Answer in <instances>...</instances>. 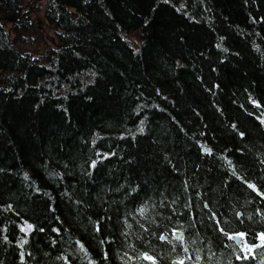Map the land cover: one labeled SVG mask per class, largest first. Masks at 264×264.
I'll list each match as a JSON object with an SVG mask.
<instances>
[{
  "label": "trees",
  "instance_id": "16d2710c",
  "mask_svg": "<svg viewBox=\"0 0 264 264\" xmlns=\"http://www.w3.org/2000/svg\"><path fill=\"white\" fill-rule=\"evenodd\" d=\"M34 1L0 0V264H264V0Z\"/></svg>",
  "mask_w": 264,
  "mask_h": 264
},
{
  "label": "snow or ice",
  "instance_id": "6c2138e0",
  "mask_svg": "<svg viewBox=\"0 0 264 264\" xmlns=\"http://www.w3.org/2000/svg\"><path fill=\"white\" fill-rule=\"evenodd\" d=\"M95 164H96V161H93L92 166L94 167ZM248 187L251 188V189H253L254 191L257 190V189H256V186L253 185V184H248ZM259 195L264 196V193H259ZM144 210H145V209L141 208V209H140V212L143 213ZM29 227H31V226L29 225ZM220 230H221V231H224L222 228H221ZM175 234H176V233L174 232V235H175ZM226 235H227V234H226ZM235 235H239L240 237L243 238V237H245L246 234L241 232V233H238V234H235ZM177 239H179V240H183V236H182V235H178V236H177ZM228 239H234V235H228ZM258 239L261 241V244L245 245V249H244V250H246V251H248V252H251L254 248L264 246V232H261V233L258 234ZM185 251H187V249H185ZM241 258H243V259H248L247 256H244V257H237V259H241ZM143 259H144V260H147V261H152L153 264H154V257L151 256V255H149V254H147V253H144V254H143ZM189 259H191V258L189 257ZM197 259H199V257H197ZM176 264H185V261H184L183 259H181V260L177 261Z\"/></svg>",
  "mask_w": 264,
  "mask_h": 264
},
{
  "label": "rangeland",
  "instance_id": "374dc122",
  "mask_svg": "<svg viewBox=\"0 0 264 264\" xmlns=\"http://www.w3.org/2000/svg\"><path fill=\"white\" fill-rule=\"evenodd\" d=\"M41 2H42L41 0H35V1L33 2V3H34V4H33L34 8L39 7V4H40ZM42 7H43V5H42ZM37 13H38L39 17H42V15H43V11H42V9H39V8H38ZM40 30H41V32H40ZM40 30H39V32H33V34L36 36V38L38 39V41H39V43H40L41 45H42L41 40H46V42H47V43H50V44H53V42L56 41V40H55L54 32H53V30H52L51 28H49L48 26H45V29L42 27V28H40ZM39 34H40V37H42V38L39 37ZM128 37H129L134 43H138V42H139V34H138L137 31H134V32L130 33ZM53 45H54V44H53ZM259 241H260V240H259ZM243 249H245V246H244ZM244 251H246V250H244ZM246 252H248V251H246Z\"/></svg>",
  "mask_w": 264,
  "mask_h": 264
},
{
  "label": "bare ground",
  "instance_id": "6f19581e",
  "mask_svg": "<svg viewBox=\"0 0 264 264\" xmlns=\"http://www.w3.org/2000/svg\"><path fill=\"white\" fill-rule=\"evenodd\" d=\"M177 232V231H176ZM180 232V231H179ZM181 235H182V233H181ZM175 236V235H174ZM165 236H163L162 238H164ZM175 237H177V236H175ZM234 240L236 241V243L237 244H240L241 243V240H242V238L241 237H237V236H235L234 235ZM248 253V252H247Z\"/></svg>",
  "mask_w": 264,
  "mask_h": 264
},
{
  "label": "water",
  "instance_id": "95a60500",
  "mask_svg": "<svg viewBox=\"0 0 264 264\" xmlns=\"http://www.w3.org/2000/svg\"><path fill=\"white\" fill-rule=\"evenodd\" d=\"M175 233H176L175 236L181 235V232H179V231H177Z\"/></svg>",
  "mask_w": 264,
  "mask_h": 264
}]
</instances>
